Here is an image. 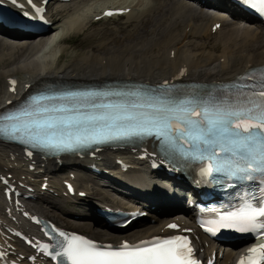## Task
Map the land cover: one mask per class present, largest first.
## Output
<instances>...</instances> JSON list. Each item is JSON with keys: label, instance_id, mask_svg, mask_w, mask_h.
<instances>
[{"label": "bare ground", "instance_id": "6f19581e", "mask_svg": "<svg viewBox=\"0 0 264 264\" xmlns=\"http://www.w3.org/2000/svg\"><path fill=\"white\" fill-rule=\"evenodd\" d=\"M0 1L22 17L23 10L7 0ZM34 1L42 6L45 0ZM76 1L84 0H47L45 14L51 23L37 38L32 35L20 37L19 33L2 30L3 35L10 37L8 40L0 37V44L10 49L6 64L11 65L0 69V109L32 88L48 83L122 80L151 85L167 82L210 83L231 79L250 67L264 64V36L254 30L253 20H247L251 26H240V23L227 28L210 26L193 19L185 8H163L160 0H157V7L146 5L143 0H121L120 3H112L115 5L113 9H121L117 13L104 17L100 10L96 14L99 15L98 21L91 19L84 24L75 19L70 27L66 24V27L74 28L73 31L82 32L85 41H90L94 35L87 32L86 25L89 24V28L97 22L124 20V27L106 31L108 35L100 45L92 47L87 43L82 51L69 53L64 44L70 37L62 33L57 36L54 32L59 28L56 15H62L66 9L69 11ZM70 3H73L72 7L66 8L71 6ZM209 6L218 11L231 12L238 19L243 17L227 5L212 2ZM53 8L56 15L50 12ZM106 9L110 8H102ZM87 17L84 21L88 20ZM82 23L84 26H81ZM26 26L32 28L31 23ZM129 27L130 31H126ZM111 35L113 37L109 38ZM27 52L29 56L23 59ZM65 53H69V59L61 63ZM4 56L0 52V66H4ZM13 88L14 91L11 90ZM152 157L153 151L146 145L127 150H101L81 159L70 158L59 165L54 160H42L0 143V264L48 262L33 249L40 236L36 224L40 218L55 221L65 230L85 231L99 237V240L89 238L101 244L139 243L159 235L185 234L195 245L197 254H204L205 264H208V260L218 253L201 232L183 218V214L190 217L192 212L178 207L179 215L163 216L171 207L187 204L193 192L178 178V174L169 176L163 166L157 170L152 168ZM93 167L101 171V176L92 173ZM66 185L75 192L83 193V196H70ZM41 186L45 187L44 191L40 190ZM99 188H106L109 193ZM7 190L11 192L9 200L4 194ZM105 200L115 203L113 207L149 214L154 227L142 229L138 235L128 239L96 233L90 223L100 222L101 227L105 226L95 213V208L105 204ZM67 203L75 204L81 210H75V213L74 208L65 214ZM47 207L53 211L49 212ZM55 211H60V215ZM75 218L84 221L71 220ZM171 223L178 225V229L168 228ZM19 235L26 236L31 243L24 244ZM237 253L239 251L235 255ZM30 257L34 260L28 261ZM233 257L234 252L223 254L215 258L214 264H233Z\"/></svg>", "mask_w": 264, "mask_h": 264}, {"label": "snow or ice", "instance_id": "6c2138e0", "mask_svg": "<svg viewBox=\"0 0 264 264\" xmlns=\"http://www.w3.org/2000/svg\"><path fill=\"white\" fill-rule=\"evenodd\" d=\"M243 2L249 4L251 0ZM258 2L264 4V0ZM260 11L264 14V9ZM260 71L258 83L244 85L236 96L213 107L183 100L175 106L149 102L132 104L131 108L147 107L150 111L133 112L124 104H93V109H107L96 113L75 107H49L43 101L55 97H35L17 114L0 117V121H7L0 123V134L55 152L133 137L155 136L173 142L186 138L199 142L204 148L196 159L207 162L202 167L205 178L223 175L228 179L247 180L252 178V173H264V69ZM11 83L14 85L15 81ZM217 148L223 152H238L240 160L228 164L217 159ZM213 223L221 228L253 232L258 237L264 235V201H257L255 205L246 201L240 209L222 215ZM167 227L177 229L178 225ZM205 230L215 234L212 228ZM60 235L67 243L57 255L66 257L68 264H198L192 256L190 241L184 235L154 237L135 245L123 242L118 248L98 245L77 235L63 232ZM238 264H264V244L248 248L247 255H242Z\"/></svg>", "mask_w": 264, "mask_h": 264}, {"label": "rangeland", "instance_id": "374dc122", "mask_svg": "<svg viewBox=\"0 0 264 264\" xmlns=\"http://www.w3.org/2000/svg\"><path fill=\"white\" fill-rule=\"evenodd\" d=\"M122 1L121 0L120 1L119 0H88V1L87 0H84V1H80V2L76 1V2H73L74 3L73 7H72V4L73 3L72 4L70 3L71 6L70 7H66V8H71V7L72 8L69 11H68V9H66L65 10V13H63L62 15H56V14H54V8H53L50 12L53 15H56V18L58 19V22H59L58 25H57V27H59V28H57L54 32H57L56 33L57 36L61 35L60 33H62V34H67V36L70 37V40H68V42H66L64 44V46L68 50L67 52H69V53H71V52L72 53H76L78 51H82L83 49H85L88 46V44L90 46H92V47H94L95 45H100L101 42H102V40H104L107 37V35H108V33L106 31L111 30V29L114 30V29H117V28L124 27V20H123V18H119V19L116 20L115 23H113L112 21L97 22V24H95V26L92 25L89 28H88L89 24L86 25L85 27L87 28V32H90V35L91 36L94 35V37L90 41H85L84 38H83L84 36L82 35V32H78V30L75 32V31H73L74 28H72V29L71 28H68V27H66V24H68L69 27H70L71 22L72 21H76V20L79 23L83 22L84 24H87V22L90 21L91 19L94 20V21H98V20H100L99 19V15H96V14H98L100 12V10H101V13L100 14H102L105 17V14L102 13V8L104 6H111V7L114 8L115 5H112V3H120ZM124 1H127V0H124ZM128 1H130V0H128ZM107 3H109V4H107ZM104 4H106V5H104ZM60 6H63V5H60ZM156 7H157V5H156ZM119 10H121V9H119ZM119 10H113L112 12H117ZM87 15L89 16V17H87L88 20L84 21V19H85V17ZM83 23H82L81 26H84ZM63 28H65V29L63 30ZM66 28L67 29H70L71 31H68ZM130 29L131 28L129 27V28L126 29V31H130ZM232 31H233V29L230 30V31H228V32H232ZM224 32H226V31H224ZM236 33H237V31H236ZM96 34H98L97 35L98 37L96 36ZM112 37L113 36L111 35L109 38H112ZM100 38H102V39H100ZM6 48L7 47H3L0 44V52H2L3 55H5L4 56V60H2V64H4V66L3 65L0 66V69L7 68V67H9L11 65L10 63L9 64H6V62H7L6 61L7 53H9V51H10L9 48L8 49H6ZM69 53H65L64 54V56H63L64 58L62 59L61 63L62 62L64 63V62L68 61V59H69V55L68 54ZM29 54L30 53H28V52L25 53L22 58L23 59L27 58V56H29ZM0 81H2V79H0ZM99 189L101 191L107 193V194L109 193V191L106 190V188H99ZM112 195L113 194H110V196L113 198ZM106 204L113 206V204H115V203L109 202V201L105 200V204H101V205H106ZM43 206L46 207V205H43ZM70 209H74V211L75 210H81V209L75 207V204L67 203L66 204V210L64 211L65 214L67 212H70ZM46 210H49V212L53 211V209L52 208L49 209V207H47ZM55 212L58 215H60V211H55ZM75 213H77V211H75ZM163 216L172 217L173 214L163 213ZM151 217L152 216H147L146 218H143L142 220H140L138 222H135L134 224H132L129 228H127L125 230H110V231H108V230H105V229H103L101 227L102 224L100 222L93 223V224L90 223V224L93 226V228L95 229V232L96 233H102V234L110 235V236H112L114 238H117V239H121V238L128 239L129 236L138 235L140 232H142V229L144 231L148 227H154V226H151L152 223H153ZM68 220H70V219H68ZM71 220H74V221H77V222L78 221H84V220H82V218H75V219H71ZM51 222H53L54 224L57 225V222H55V221H51ZM86 224H89V223L86 222ZM74 230H76V229H74ZM77 232L80 233V234H82V235L88 236V237H90L92 239L99 240L98 239L99 237H94L93 235H90L89 233H87L85 231H79V230H77Z\"/></svg>", "mask_w": 264, "mask_h": 264}]
</instances>
